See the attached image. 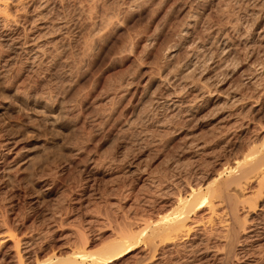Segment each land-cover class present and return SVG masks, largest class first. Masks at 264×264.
Wrapping results in <instances>:
<instances>
[{"label":"rangeland","instance_id":"obj_1","mask_svg":"<svg viewBox=\"0 0 264 264\" xmlns=\"http://www.w3.org/2000/svg\"><path fill=\"white\" fill-rule=\"evenodd\" d=\"M9 18L0 241L9 226L16 237L0 264H15L17 239L33 262L138 235L176 210L188 179L263 143L264 0H9ZM216 225L160 264H223ZM249 233L232 264H264V238ZM139 248L112 264L144 262Z\"/></svg>","mask_w":264,"mask_h":264},{"label":"bare ground","instance_id":"obj_2","mask_svg":"<svg viewBox=\"0 0 264 264\" xmlns=\"http://www.w3.org/2000/svg\"><path fill=\"white\" fill-rule=\"evenodd\" d=\"M9 24V0H0V26L5 27ZM172 100L169 99L168 105L174 107L176 101ZM256 145L252 144L248 148H252L253 151V148L258 147ZM182 181H185L183 177ZM186 183L189 185L188 192L186 191V194L179 193L174 198L175 203H177L176 210L163 214L158 219L143 221V224L138 226L141 227L138 235H133L137 231L130 232V234L122 232L112 243H108L106 248L96 249V252L94 250L93 252H86L84 249L75 251L74 249L71 253L68 252L67 256L61 257L62 255H60L57 258L51 256L43 260L35 259V262L28 261L30 257L21 253L22 250L18 249L21 241L17 239L13 243L14 248H17L15 264H112L116 261L119 262L127 253L139 247H142L139 248L141 250H147L148 254H146V258L144 257L145 263L140 262L141 264H160L165 260L166 248L171 245L176 246L181 240L183 243L196 230L201 231L200 229H202L203 231V229L212 227L210 230L213 231V227L214 229L215 226L217 228L216 223H222L224 225L222 227L226 228L225 233L221 232L225 238L224 243L222 242V249H224L222 250L224 251L222 255L223 264H232L233 260L239 257L237 251L238 246L242 245L240 243L241 234L254 232L250 237L253 236L255 240L260 237L264 238V137L262 145L242 159H237L232 165H223L222 169L202 177L196 185H192L189 179ZM241 210L242 212L245 211L246 214H242ZM248 213L256 214V220L247 219ZM207 231L210 232L209 229ZM3 233L4 237L0 241V248L2 249L5 248L6 245L4 244L8 240L16 237L10 226ZM175 246L173 252L179 254L182 248L178 250ZM5 257L6 254L3 258ZM159 259L160 261L156 262Z\"/></svg>","mask_w":264,"mask_h":264}]
</instances>
